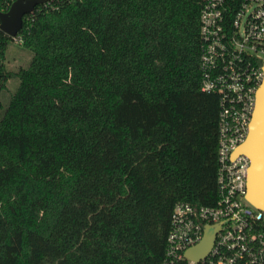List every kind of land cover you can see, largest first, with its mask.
Segmentation results:
<instances>
[{
    "label": "trees",
    "instance_id": "obj_1",
    "mask_svg": "<svg viewBox=\"0 0 264 264\" xmlns=\"http://www.w3.org/2000/svg\"><path fill=\"white\" fill-rule=\"evenodd\" d=\"M202 0H49L0 30V264H163L175 204L214 206Z\"/></svg>",
    "mask_w": 264,
    "mask_h": 264
},
{
    "label": "built area",
    "instance_id": "obj_2",
    "mask_svg": "<svg viewBox=\"0 0 264 264\" xmlns=\"http://www.w3.org/2000/svg\"><path fill=\"white\" fill-rule=\"evenodd\" d=\"M14 1L0 0V12ZM199 35L200 88L219 100L217 200L214 206L175 204L163 264H264V208L246 198L249 158L233 155L248 136L264 78V0H202ZM10 38L17 45L23 39L20 32ZM210 235L207 255L188 259L186 252Z\"/></svg>",
    "mask_w": 264,
    "mask_h": 264
},
{
    "label": "water",
    "instance_id": "obj_3",
    "mask_svg": "<svg viewBox=\"0 0 264 264\" xmlns=\"http://www.w3.org/2000/svg\"><path fill=\"white\" fill-rule=\"evenodd\" d=\"M46 0H16L7 12H0V30L9 37L22 27L23 17L35 6ZM264 78L256 92V105L249 126L248 136L233 155L244 154L250 160L247 171V200L257 208H264ZM214 235L206 236L197 246L186 252L188 259L198 261L209 252Z\"/></svg>",
    "mask_w": 264,
    "mask_h": 264
},
{
    "label": "rangeland",
    "instance_id": "obj_4",
    "mask_svg": "<svg viewBox=\"0 0 264 264\" xmlns=\"http://www.w3.org/2000/svg\"><path fill=\"white\" fill-rule=\"evenodd\" d=\"M32 54L20 45L9 42L6 48L4 67L7 72H16L19 68L26 67L30 62ZM18 85L16 77L8 78L0 89V101L6 106L10 95Z\"/></svg>",
    "mask_w": 264,
    "mask_h": 264
}]
</instances>
